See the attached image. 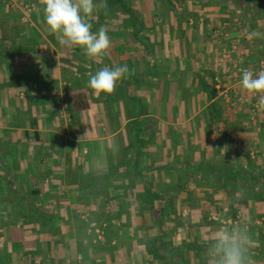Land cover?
I'll return each mask as SVG.
<instances>
[{"label":"crops","instance_id":"1","mask_svg":"<svg viewBox=\"0 0 264 264\" xmlns=\"http://www.w3.org/2000/svg\"><path fill=\"white\" fill-rule=\"evenodd\" d=\"M26 1L0 28V264H209L237 224L264 264V110L240 86L241 59L264 65V0H107L95 60ZM106 65L129 73L96 93Z\"/></svg>","mask_w":264,"mask_h":264},{"label":"clouds","instance_id":"2","mask_svg":"<svg viewBox=\"0 0 264 264\" xmlns=\"http://www.w3.org/2000/svg\"><path fill=\"white\" fill-rule=\"evenodd\" d=\"M44 6V18L48 29L59 34L62 46L80 47L90 59L107 54L111 40L102 27L92 31L89 17L98 10L107 9V0H40ZM256 31L248 33V39L258 37ZM129 73L127 65L104 66L90 74L87 87L96 93H112L117 82ZM241 88L247 94H259L258 108L264 110V69L257 73L242 70ZM250 239L247 228L239 224L217 229L207 244L206 256L209 264H253L249 256Z\"/></svg>","mask_w":264,"mask_h":264},{"label":"rangeland","instance_id":"3","mask_svg":"<svg viewBox=\"0 0 264 264\" xmlns=\"http://www.w3.org/2000/svg\"><path fill=\"white\" fill-rule=\"evenodd\" d=\"M3 1V0H2ZM26 1V0H25ZM32 1V0H31ZM115 0H112V2ZM120 2L123 5V8L126 9V5L129 6L132 3L128 0H120L117 6H120ZM33 3H28L27 1L24 3L22 0H9L3 2V8L0 9V28L1 27H9V25L14 26L15 28L22 29V12L24 11L25 14H31L34 10ZM6 5V6H5ZM111 6V2L108 3V8ZM108 10V9H107ZM234 22L241 25L240 19H236ZM212 26V25H210ZM238 50V49H237ZM236 53V51H235ZM8 218L6 211H0V230H2L5 226L6 220ZM4 225V226H1ZM96 235L97 240H104V229L102 228H94L93 231ZM2 232L0 231V241L2 240ZM81 259V257L79 258Z\"/></svg>","mask_w":264,"mask_h":264},{"label":"built area","instance_id":"4","mask_svg":"<svg viewBox=\"0 0 264 264\" xmlns=\"http://www.w3.org/2000/svg\"><path fill=\"white\" fill-rule=\"evenodd\" d=\"M240 65H241L240 66V73H241L240 75L242 76V70H244V69L250 70V68L248 66L244 65V60L243 59L240 60ZM261 69H264V65H261L259 68H257L254 73L259 72Z\"/></svg>","mask_w":264,"mask_h":264},{"label":"trees","instance_id":"5","mask_svg":"<svg viewBox=\"0 0 264 264\" xmlns=\"http://www.w3.org/2000/svg\"><path fill=\"white\" fill-rule=\"evenodd\" d=\"M3 201V200H2Z\"/></svg>","mask_w":264,"mask_h":264}]
</instances>
